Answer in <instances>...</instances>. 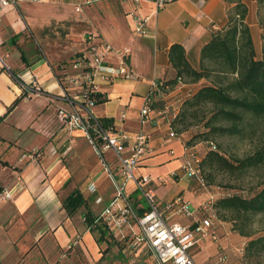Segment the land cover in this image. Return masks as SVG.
Instances as JSON below:
<instances>
[{
	"label": "crops",
	"instance_id": "crops-1",
	"mask_svg": "<svg viewBox=\"0 0 264 264\" xmlns=\"http://www.w3.org/2000/svg\"><path fill=\"white\" fill-rule=\"evenodd\" d=\"M241 1L247 6L246 23L252 36L257 4ZM227 9L225 0H173L157 11L147 0H13L0 12V186L12 193L10 199L0 197V264H69L68 254L74 250L92 259L109 240L97 241L99 234L86 227L84 213L88 208L99 215L113 198L112 176L120 177L117 158L112 151L102 157L97 154L83 130L62 127L56 117L59 108L79 105L84 118H111L117 133L145 130L152 152L140 160L135 173L150 178L159 202L182 195L194 210L191 218L171 214L173 220L188 224L205 216L200 207L208 201L207 209L213 208L222 196L205 190L180 169L187 133L171 137L169 114L159 113L160 106L151 111L150 123L141 124L138 111L150 82L171 76L170 47L181 44L189 61L197 62L201 47L225 27ZM137 16L147 17L146 34L134 31ZM257 30L260 38L258 23ZM91 32L115 48L105 58L114 66L119 65L117 54L124 47L130 49L128 64L134 77L97 79V91L106 100L89 105L80 87L61 83L55 69L67 73L65 77L77 71L72 63L67 67L63 63L86 51L85 37ZM32 81L39 94H25L9 110L24 94L23 85L30 86ZM199 84L193 83L192 88ZM185 90L170 94L168 102ZM129 147L125 143L124 155ZM31 151H37L34 161L22 157ZM91 183L93 192L87 189ZM124 184L125 194L132 205L134 199L138 202L133 207L141 213L145 202L135 181ZM74 189L88 201L68 216L63 199ZM219 222L212 229L216 241L206 237L194 246L207 253L198 264L245 263L246 237L234 229L219 232ZM107 235L119 243L112 233ZM140 252L145 255L142 250L137 255ZM221 252L226 260L218 262Z\"/></svg>",
	"mask_w": 264,
	"mask_h": 264
},
{
	"label": "trees",
	"instance_id": "trees-1",
	"mask_svg": "<svg viewBox=\"0 0 264 264\" xmlns=\"http://www.w3.org/2000/svg\"><path fill=\"white\" fill-rule=\"evenodd\" d=\"M255 1L256 13L259 14L264 9V0ZM225 2L228 8L227 23L201 47L197 62L189 61L181 44L175 43L170 47L172 74L169 78H163L166 83L171 88L177 85L178 78L188 84L201 83L197 89H192L189 96L183 98L176 117L171 120V128L176 133H188L191 126L202 124L204 131L201 134L204 139L212 138L213 135L235 136L243 135L245 131L252 132L256 125L264 122V15L258 17L262 45L261 55L257 56L250 28L246 23L247 6L241 0ZM85 53L82 51L65 61L64 66L67 67ZM85 69L87 70L86 67ZM55 72L57 76H61V83L68 82V76L65 77L67 73L59 74L56 69ZM79 89L80 94L94 104L106 100L102 93L91 89L90 85L82 84ZM24 95L25 92L18 96L8 109L17 105ZM88 120L91 125L98 123L106 130H114L111 118L89 117ZM90 132L92 133L91 129ZM187 143L188 146L189 142ZM263 162L264 139L253 153L243 158L227 157L214 149L208 150L202 156L201 165L205 177H210L217 170L242 174ZM2 190L0 186V192ZM87 201L88 197H84L79 189H74L63 199V207L69 216ZM133 205H138L135 199ZM212 206L222 217L224 212L229 213L228 219L234 222L233 229L241 236L248 237L243 251L245 261L264 252V231L261 235L252 237L248 229L252 215L264 213V177L260 188L252 194L246 196L232 193L218 197ZM84 222L87 228L97 231L98 242L103 241L108 232L111 233L99 215L94 216L88 208L84 213Z\"/></svg>",
	"mask_w": 264,
	"mask_h": 264
},
{
	"label": "built area",
	"instance_id": "built-area-1",
	"mask_svg": "<svg viewBox=\"0 0 264 264\" xmlns=\"http://www.w3.org/2000/svg\"><path fill=\"white\" fill-rule=\"evenodd\" d=\"M139 2L140 0H133ZM154 4L157 9L163 7L171 0H147ZM13 0H0V12L7 8ZM147 17H136L134 31L140 34H146L145 23ZM87 44L86 53L78 57L72 67L77 71L68 75L67 81L74 87H81L82 84L90 85L91 89H98L97 79L111 80L114 77L125 79L133 78V73L128 64L130 49L124 47L117 54L119 65L114 66L106 61L107 54L115 53V48L108 42L99 41L94 33H88L85 37ZM87 68V70L85 69ZM38 86L35 81L30 86L23 85V92L26 95L30 93L39 94ZM183 87L186 90L182 92L175 101L168 102L169 96ZM192 86L178 78V83L171 88L165 79H153L144 96L143 103L138 111V120L141 124L152 121L151 111L154 107L160 106L159 113L169 114V123L174 119L179 111L180 104L184 97L192 93ZM87 104H93L83 94ZM57 120L66 129L79 128L85 132L89 141L97 154L101 157L107 151H112L118 161V170L120 177L112 176L114 186V196L109 204L101 211L99 218L107 225L111 233L119 239L122 250L126 256L137 255L142 250L145 254L149 253L152 258V264H195L190 250L198 245L201 240L210 237L216 241L217 236L212 233L215 226L214 212L199 219H193L191 223L184 224L171 218V214L183 215L184 217H193L194 210L190 203L177 195L171 200L159 202L156 198L152 181L146 175H137L135 173L141 159L152 152L149 135L145 130H139L131 135L117 133L99 126L98 123L91 125L89 116L84 118L80 112L79 105H73L71 109L59 108L56 113ZM95 118V117H92ZM92 130V133L90 132ZM171 137H176L177 133L172 130L169 132ZM125 143H129V153L124 155ZM211 147L215 145L211 142ZM37 151L24 153V159L35 160ZM181 163L183 174L192 177L197 184L205 190L211 186L205 177L202 169V156H200L193 147L185 145ZM126 180H134L136 191L145 202V210L138 213L128 196L125 194L124 183ZM21 186H19L20 188ZM87 189L90 192L95 190L94 184H89ZM209 191V190H208ZM0 197L10 199L12 193L3 189ZM212 198L210 197L209 200ZM96 198V202H100ZM207 204L200 207L201 211L208 212ZM171 211L172 213H168ZM213 211V210H212ZM226 260V254L219 253L218 262ZM247 264V263H242Z\"/></svg>",
	"mask_w": 264,
	"mask_h": 264
},
{
	"label": "rangeland",
	"instance_id": "rangeland-1",
	"mask_svg": "<svg viewBox=\"0 0 264 264\" xmlns=\"http://www.w3.org/2000/svg\"><path fill=\"white\" fill-rule=\"evenodd\" d=\"M260 15H264V9L261 13H256L257 20L256 18L253 19L255 32L251 29L257 56L261 55L262 45L261 39L256 35L258 33L257 23ZM190 85L192 86V84ZM202 131H204L202 124L193 125L189 128L187 133V141L189 142L188 146L193 147L200 156L205 155L208 150L214 149L227 157L243 158L246 155L253 153L255 149L261 145L264 139V122L261 125H256L254 131H245L243 135H213L212 138L204 139L201 134ZM211 142L216 145L215 148L211 147ZM205 173H208L207 168L205 169ZM263 177L264 162L257 167L249 168L242 174L232 173L226 170H217L210 177L207 176L206 178L208 184L211 186L208 190L212 194L218 193L219 196H226L232 193H240L248 196L260 188V182ZM211 212H214L215 214V222H217L218 219L220 220L219 232L233 231L234 222L233 220L228 219L230 216L229 213L224 212L222 214L224 216L222 217L212 208L208 210L205 216ZM248 229L250 230L252 237L261 235L264 231V213L252 215ZM235 233L238 234L236 230ZM107 238L109 240H107L106 243L101 244L99 247V254L95 258L91 259L84 253L82 254L81 252L79 253V251L74 250L68 254V258L70 259L69 264H152V259L149 253L144 255L140 252L138 255L126 256L122 252V246L119 243H115L109 238V235H107ZM246 239L248 240V237H246ZM190 254L194 262L198 264L207 253L205 250L199 251L192 247ZM245 263L264 264V252L249 257Z\"/></svg>",
	"mask_w": 264,
	"mask_h": 264
}]
</instances>
